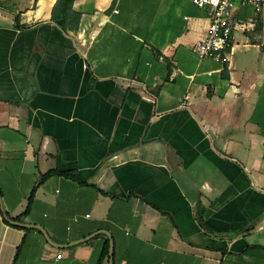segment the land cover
<instances>
[{"label": "crops", "instance_id": "1", "mask_svg": "<svg viewBox=\"0 0 264 264\" xmlns=\"http://www.w3.org/2000/svg\"><path fill=\"white\" fill-rule=\"evenodd\" d=\"M55 2L0 0V196L53 172L18 222L62 247L0 214V264H264V6L216 61L189 0Z\"/></svg>", "mask_w": 264, "mask_h": 264}, {"label": "built area", "instance_id": "2", "mask_svg": "<svg viewBox=\"0 0 264 264\" xmlns=\"http://www.w3.org/2000/svg\"><path fill=\"white\" fill-rule=\"evenodd\" d=\"M197 8L207 9L206 36L194 42L191 46L193 54L200 60L212 58L216 61L226 58L225 52L231 40V33L235 29L242 31L255 28V21L244 23L233 22V12L237 5L251 6L259 15L264 6V0H189ZM115 9L113 13H117ZM88 218V216H86ZM76 221V218L74 219Z\"/></svg>", "mask_w": 264, "mask_h": 264}, {"label": "trees", "instance_id": "3", "mask_svg": "<svg viewBox=\"0 0 264 264\" xmlns=\"http://www.w3.org/2000/svg\"><path fill=\"white\" fill-rule=\"evenodd\" d=\"M73 1L74 0H56L53 8H52V13H51V21L54 22L63 32L65 33H71V32H76L80 20V13L75 12L72 9L73 6ZM115 1V0H113ZM53 174V172H47L44 174L41 178V181L37 184V186L42 183L45 179L50 177ZM73 177V176H70ZM35 186L28 199H27V206L25 208V211L20 217L15 218V221H20L23 216L28 214L30 210V206L34 197V192L36 190ZM1 214V213H0ZM3 222L7 225H10L7 223L4 219ZM11 227L18 228L15 226L10 225ZM22 229V228H18ZM103 255L104 257H108V242H105L104 249H103Z\"/></svg>", "mask_w": 264, "mask_h": 264}, {"label": "water", "instance_id": "4", "mask_svg": "<svg viewBox=\"0 0 264 264\" xmlns=\"http://www.w3.org/2000/svg\"><path fill=\"white\" fill-rule=\"evenodd\" d=\"M0 212H1V214H2L3 219H4L7 223H9L10 225H12V226H16V227H21V228H36V229H38L39 231L42 232V234L45 236L46 241H47L51 246H53V247H57V248L62 247V246H57V245L51 243L50 240L47 238V236L44 234V232H43V230L41 229V227H38V226H32V225H26V224H21L20 222L11 219V218L7 215V213L5 212V209H4V207H3V203H2V200H1V196H0ZM104 234H106V235L108 236L107 232H104ZM108 237H109V236H108ZM90 238H91V237H87V238L81 239V240H79V241H75V242H73V243L71 244V246H72V245L79 244V243H82V242H85V241L89 240ZM108 256H109V258H110V260H109V264H112V243H111V241H110L109 248H108Z\"/></svg>", "mask_w": 264, "mask_h": 264}]
</instances>
